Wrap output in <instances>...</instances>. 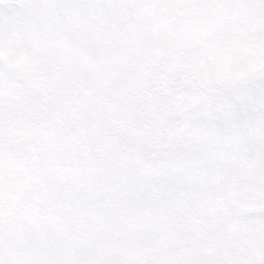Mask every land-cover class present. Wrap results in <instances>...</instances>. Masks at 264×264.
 I'll use <instances>...</instances> for the list:
<instances>
[{"label":"snow or ice","instance_id":"1","mask_svg":"<svg viewBox=\"0 0 264 264\" xmlns=\"http://www.w3.org/2000/svg\"><path fill=\"white\" fill-rule=\"evenodd\" d=\"M0 264H264V0H0Z\"/></svg>","mask_w":264,"mask_h":264}]
</instances>
